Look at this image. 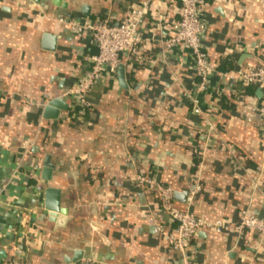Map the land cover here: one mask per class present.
Instances as JSON below:
<instances>
[{
    "label": "crops",
    "instance_id": "crops-1",
    "mask_svg": "<svg viewBox=\"0 0 264 264\" xmlns=\"http://www.w3.org/2000/svg\"><path fill=\"white\" fill-rule=\"evenodd\" d=\"M140 1L0 0V264H264V241L254 250L256 236L239 240L232 227L201 232L187 255L173 250L158 198L133 185L147 170L178 210L264 218L262 96L257 87L234 97L238 83L223 77L264 65V0L206 1L202 44L215 73L198 93L190 52L163 43L178 0H156L138 32L144 62L122 57L76 105L64 95L97 50L59 19L116 20ZM228 55L232 72L222 68Z\"/></svg>",
    "mask_w": 264,
    "mask_h": 264
},
{
    "label": "built area",
    "instance_id": "built-area-1",
    "mask_svg": "<svg viewBox=\"0 0 264 264\" xmlns=\"http://www.w3.org/2000/svg\"><path fill=\"white\" fill-rule=\"evenodd\" d=\"M156 0H142L138 4H132L124 15L114 20L106 17L91 21H77L73 19H59V22L71 33L79 37H89L96 47L97 53L90 60V68L84 74L80 82L67 90L65 97L70 98L76 105H83L89 92L94 88L98 79L105 73H112L125 57L136 64L144 62L141 55V39L139 27L143 23L152 5ZM207 0H178V19L167 27V37L163 42L166 51H172L179 46L185 47L191 55L194 73L197 78L195 92H201L207 86L209 79L215 73L209 63L207 53L202 44V37L207 31V26L202 20L203 6ZM165 28V26H163ZM243 86L256 85L262 92V101L255 106L262 131L264 133V65L247 71H240L236 75L223 76ZM192 104V112L202 116L197 101L187 97ZM27 177L35 179L33 169L27 171ZM134 188L141 192H150L158 198L161 210L168 216L172 231L165 236L169 246L187 255V249L203 231L221 233L229 227L236 230L239 240L245 234L255 235L257 244L254 250L259 248L264 241V218L257 216L249 209H240L237 212V220L206 221L196 217L190 210H178L173 203V190L164 186L150 171H139L133 179ZM196 186L195 192H198ZM195 192L191 193L193 195ZM191 200V199H190ZM186 264H193L187 256Z\"/></svg>",
    "mask_w": 264,
    "mask_h": 264
},
{
    "label": "water",
    "instance_id": "water-1",
    "mask_svg": "<svg viewBox=\"0 0 264 264\" xmlns=\"http://www.w3.org/2000/svg\"><path fill=\"white\" fill-rule=\"evenodd\" d=\"M46 40H52L51 38H49V37H46L45 38ZM237 72L239 73L240 72V70H239V67H237ZM257 96L258 97H261L262 96V92H261V90L260 89H258V91H257ZM55 104H56V102H54V103H51L50 105L51 106H55ZM47 111H49V109L47 108ZM44 170H43V178L44 179H46V180H48L49 178H50V176H51V173H52V166L50 165V163H49V158H46L45 159V162H44ZM51 194V193H53L51 190H48L47 192H46V194ZM46 208L49 210V220L51 221V222H57L56 221V219H57V210H56V208L55 207H53V205H52V203H49V202H46ZM60 213L62 214V215H64L65 214V212L64 211H60ZM79 258V257H78ZM78 258H76V259H78ZM75 259V260H76Z\"/></svg>",
    "mask_w": 264,
    "mask_h": 264
},
{
    "label": "trees",
    "instance_id": "trees-1",
    "mask_svg": "<svg viewBox=\"0 0 264 264\" xmlns=\"http://www.w3.org/2000/svg\"><path fill=\"white\" fill-rule=\"evenodd\" d=\"M234 64H235V57H233L232 55H228L227 59L223 63V67H222L223 71L232 72L234 68ZM256 88H257L256 85L243 86L239 82L238 85L236 86V93L234 97L239 96V95H254ZM221 101H226V100L223 98L221 99ZM195 160L196 162L198 161V159H195Z\"/></svg>",
    "mask_w": 264,
    "mask_h": 264
}]
</instances>
